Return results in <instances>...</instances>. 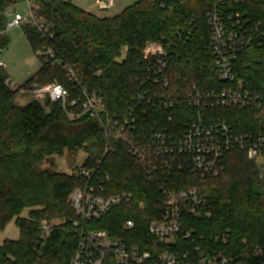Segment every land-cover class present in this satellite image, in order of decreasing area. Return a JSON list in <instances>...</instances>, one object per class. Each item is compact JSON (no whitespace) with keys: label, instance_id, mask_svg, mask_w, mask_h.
<instances>
[{"label":"trees","instance_id":"obj_1","mask_svg":"<svg viewBox=\"0 0 264 264\" xmlns=\"http://www.w3.org/2000/svg\"><path fill=\"white\" fill-rule=\"evenodd\" d=\"M31 1L55 34L53 39L46 40L35 28L23 27L34 51L52 45L56 58L102 96L112 114H127L139 79L148 74L152 62L144 53L148 40L162 43L169 52L167 90L184 94L194 83L203 88L221 86L202 2L193 0L173 9H162L155 0H137L118 14L98 15L71 0ZM11 5L10 0H0V32L5 30V13ZM226 10L238 11L252 22L264 21V0H228ZM193 15L198 17V28L191 36L180 39L178 30ZM234 74L246 90L264 102V42L245 47L239 53ZM6 79L7 74L0 69V229L16 218L20 237L5 239L0 244V264L71 263L78 236L71 225L77 216L69 197L84 182L76 174L39 168L47 157L64 148L69 150L72 160L83 149L89 156L87 165L102 161L104 171L112 177L109 195H133L129 204L116 206L103 219L90 222V228L106 229L129 243L154 251L157 242L147 236V225L154 214H160L163 199L157 187L145 179L126 141L110 139L96 119L69 118L59 103H53L55 108L50 113L36 101L16 105L18 90L10 89ZM54 81L72 88L66 69L42 61L40 69L22 85ZM203 113L209 121H227L238 133L264 134V106L204 108ZM196 114L191 107L178 105L168 112L149 110L141 123L147 128L155 119L167 123L171 115L173 121L180 122L191 120ZM108 144L111 149L105 154ZM247 159L244 152L233 150L226 155L224 173L199 178L184 172L177 179L183 180L179 185L182 188L201 186L202 205L198 215L189 220L197 233L208 239L228 231L229 243L223 250L237 258L232 264H264V253L255 254L257 247H264V179L260 164ZM25 210L27 217L22 216ZM127 219L136 223L131 231L123 230ZM44 220L48 224L57 220L47 236L40 229ZM159 247L161 251L178 254L191 251L193 245L180 240L177 246L162 243Z\"/></svg>","mask_w":264,"mask_h":264},{"label":"built area","instance_id":"obj_2","mask_svg":"<svg viewBox=\"0 0 264 264\" xmlns=\"http://www.w3.org/2000/svg\"><path fill=\"white\" fill-rule=\"evenodd\" d=\"M12 7L5 13L6 30L18 27H33L46 40L55 34L46 20L37 14L31 0H10ZM162 9H173L177 5L193 0H155ZM204 5L205 19L211 32V54L219 73L221 86L203 88L196 83L189 91H169L170 81L165 77L169 52L160 42L148 41L144 53L151 57L146 78L139 79V88L132 96L127 114H112L102 96L90 89L83 78L71 67L56 58L50 44L36 53L41 61L61 65L67 70L72 88L54 81L49 84H32L33 92L43 95L51 102L59 103L69 118L88 116L96 119L114 141L125 140L129 153L140 163L145 179L157 187L162 197L161 212L154 214L147 225V236L156 240L154 251L111 234L106 229L90 228V222L103 219L112 208L132 201L131 192L108 194L112 177L104 171L102 161L94 165L84 164L74 174L82 178L80 186L74 188L69 200L77 218L71 221L78 236L75 254L70 264H232L237 258L228 256L223 247L229 243V232L211 236L197 233L189 225L192 215H198L203 198L201 186L179 187L181 173L189 172L205 178L224 173L227 153L233 150L244 152L249 160L256 161L264 150V134L256 132L238 133L227 121H209L204 108H263L259 96L252 95L238 82L234 65L239 53L248 46L264 42V21L252 22L244 14L226 10L228 0H196ZM26 10L20 11V4ZM100 9L114 7V0L98 1ZM197 15H193L177 36L185 39L198 28ZM1 66H4L0 62ZM178 105H187L196 111L191 120L167 123L155 119L147 128L141 120L149 113L170 111ZM172 124H168V123ZM108 144L105 154L109 153ZM144 205L140 206L143 209ZM209 216V214H208ZM146 219V216L143 217ZM51 224L42 223L44 235H49ZM136 223L125 220L123 230L131 231ZM184 241L192 243L191 251L176 254L161 251L159 244ZM158 245V246H157ZM264 247H257L255 254H263Z\"/></svg>","mask_w":264,"mask_h":264},{"label":"rangeland","instance_id":"obj_3","mask_svg":"<svg viewBox=\"0 0 264 264\" xmlns=\"http://www.w3.org/2000/svg\"><path fill=\"white\" fill-rule=\"evenodd\" d=\"M71 1L82 9L91 10L96 13L102 11L100 15H115L120 13L125 7L134 4L137 0H114V7L109 9H100L98 6L99 0ZM102 1L108 2L109 0ZM26 6V3L22 2L20 4V11L26 10ZM26 36L23 27L10 30H6L5 27V30L0 32V62L4 64V66H0V69L8 76L5 84L12 90H18L19 94L14 98V103L16 105L24 106L29 102L36 101L43 107L46 113H50L52 112L54 102H51L43 95L37 96L33 92V83L31 85L28 84L27 86L22 85L25 84L30 76L35 74L42 65L40 56L34 51L28 37ZM123 55H125V49L123 50ZM121 59L122 57L118 58V60ZM52 156L53 158H51ZM52 156L50 155V157H47L46 161L40 165V170L47 169L50 171L74 174L80 166L86 164L89 160L88 153L83 149L77 151L74 160H72L69 150L66 148H64L61 153ZM256 162L260 164L261 176H263L264 179V156L261 155ZM27 215V210H25L22 213V216L27 217ZM44 222H47V220L40 223L42 235L45 234L41 228V225ZM56 223L57 220L50 222V224ZM16 224V218H13L4 229H0V244H2L5 239L18 240L20 233Z\"/></svg>","mask_w":264,"mask_h":264},{"label":"crops","instance_id":"obj_4","mask_svg":"<svg viewBox=\"0 0 264 264\" xmlns=\"http://www.w3.org/2000/svg\"><path fill=\"white\" fill-rule=\"evenodd\" d=\"M101 12H102V11H98L97 14L100 15Z\"/></svg>","mask_w":264,"mask_h":264}]
</instances>
